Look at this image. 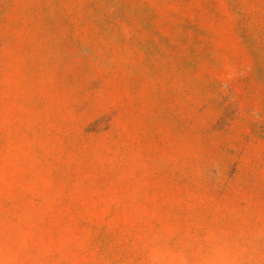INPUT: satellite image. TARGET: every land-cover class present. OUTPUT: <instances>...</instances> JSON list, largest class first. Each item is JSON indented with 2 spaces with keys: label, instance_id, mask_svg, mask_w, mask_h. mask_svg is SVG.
I'll return each mask as SVG.
<instances>
[{
  "label": "rangeland",
  "instance_id": "rangeland-1",
  "mask_svg": "<svg viewBox=\"0 0 264 264\" xmlns=\"http://www.w3.org/2000/svg\"><path fill=\"white\" fill-rule=\"evenodd\" d=\"M0 264H264V0H0Z\"/></svg>",
  "mask_w": 264,
  "mask_h": 264
}]
</instances>
